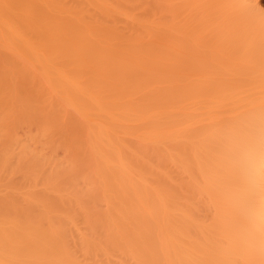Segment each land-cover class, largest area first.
Segmentation results:
<instances>
[{"label": "bare ground", "instance_id": "bare-ground-1", "mask_svg": "<svg viewBox=\"0 0 264 264\" xmlns=\"http://www.w3.org/2000/svg\"><path fill=\"white\" fill-rule=\"evenodd\" d=\"M41 1L52 3L57 11L73 16L77 20L73 23L85 21L90 23L87 27L103 29L110 25V34H121L131 40L138 39L143 33L146 35L149 23L164 19L189 21L192 23L190 31L196 28L200 31L201 8L204 5V0ZM223 1H226L224 8L218 7L213 14L218 12L219 15L227 16L228 12L234 11L233 17L237 13L234 18L238 22L241 23L242 18V23L250 20L251 26L254 25L253 36L259 39V50L264 54V16L260 14V17L256 12L258 10H253L255 5H250L251 0ZM11 2L18 4L22 13L29 14L37 9L38 1ZM38 12L44 24L49 26L51 19L47 11ZM62 17L59 21L62 19V22L67 23L68 20V24L75 20ZM24 26L29 28V21ZM77 32V38L74 37L79 40L81 31ZM156 49L159 51L154 49L152 52L158 53L155 56L152 53V57L156 58L159 54V59L162 53L159 48ZM54 52L62 53L64 50L58 47ZM173 57H168L171 60H163L169 63L175 59ZM11 63L16 73L13 67L0 64V264H72L75 262V253H72L65 240L73 234L77 236L75 249L90 257L100 255L108 261L111 256H123L134 260L133 264H139L135 261L137 259L142 264L153 262L156 259L157 244L146 220L141 216L133 217L139 214L133 207L125 209V220L114 219L108 210L110 206L113 211L123 212L120 205L117 207L115 203L117 197L119 201L122 198L126 200L118 191L122 189L123 183L120 164H125L127 168L129 165L130 170L133 169L139 177L141 175L142 179L146 178L157 188L155 190L160 192V200H164L159 203L160 210L168 201L166 205L170 202L173 210L181 206L184 214L197 215V209L201 206V227L193 228L202 233L199 234L202 236L201 239L199 237L202 244L197 242V247L202 245L211 251V247L218 245L216 248H219V241L223 243L220 239L222 234L229 235L226 240L229 238L228 243L235 249V255L246 259L249 264H264V179L253 182L242 170L236 154L237 145H251L264 157V107L261 106L248 117H238L233 126L213 129L212 136L201 137V142H194L195 145L180 144L172 150L157 152L142 150L130 142L121 143L118 153L123 159L116 153L118 148L113 150L115 155L110 150V165L105 153L102 155L97 152L99 157L102 155L104 160H108L104 162L95 153L83 152L85 138L80 133L68 134L67 129L63 128L60 115L48 106L49 103H45L42 91L31 76L28 78L27 70ZM121 72L126 74L127 80L136 84L134 68ZM21 126L26 128L22 131L25 138L19 137ZM64 132L68 135L63 136L66 134ZM57 146L64 152L59 158L55 154L57 152L54 153ZM46 148H49L47 152L44 151ZM112 163L119 164H114L116 168ZM112 168L118 169V173ZM98 172H101L99 176ZM184 173H187V178L180 176ZM114 174L118 177L121 175L122 179ZM170 206L166 212L174 216L175 212ZM249 210H254L262 220L250 222L246 218ZM127 211L132 214H127ZM135 218L141 219L137 221ZM78 220L83 230L76 227ZM131 220L135 224L132 231L125 224L131 223ZM182 224H170V234L182 238L188 229ZM214 227L221 232L215 235L211 231ZM176 230H179L178 234L182 232V235H177ZM218 237L217 242L215 238ZM208 243H213L215 247ZM179 250L186 248H176L179 261L188 257L187 251H183L186 255L183 256Z\"/></svg>", "mask_w": 264, "mask_h": 264}, {"label": "rangeland", "instance_id": "rangeland-1", "mask_svg": "<svg viewBox=\"0 0 264 264\" xmlns=\"http://www.w3.org/2000/svg\"><path fill=\"white\" fill-rule=\"evenodd\" d=\"M37 1V9L25 14L11 0H0V64L14 68L13 62L20 69L27 70L28 78L31 76L42 91L45 103H49L48 106L60 115L68 134L80 133L85 138V151L82 150L87 154L100 152L108 156L110 150L111 154L117 148L116 153L120 152V144L127 142L142 150L157 152L172 150L180 144L195 145L194 142H201V137L212 136L213 129L233 126L238 117H248L261 106L264 107V54L259 50V39L253 36L254 25L251 26L250 20L242 23L243 18L241 23L235 20L237 13L233 17L234 11L228 12L227 16L218 12L213 14L218 7L224 8L226 1L204 0L200 31L197 28L190 31L192 23L189 21L164 19L149 23L147 34L143 33L135 40L121 34H110V25L103 29L87 27L90 23L85 21L73 23L77 22L73 16L57 11L52 3ZM252 4L255 5L253 10L257 9L254 11L260 17L264 16V0H251ZM38 11H47L50 15L49 26L44 24ZM62 15L67 19L74 18L72 22L69 21L72 25L68 24V20L67 23L62 19L59 21ZM26 21H29V28L24 26ZM59 30H63L62 33ZM77 31H81L79 40H76ZM245 37L248 38L244 40ZM58 39H61L62 46ZM58 47L64 52H54ZM155 47L162 53L159 59V54L156 58L152 57V53L158 50ZM170 56L174 60L166 63ZM127 68H134L136 84L127 80L126 74L121 72ZM14 72L13 75H16ZM25 129L22 126L19 128L20 138H25L22 132ZM48 150L44 149L45 152ZM54 153L59 158L64 152L57 146ZM102 155L99 157L97 154L99 159ZM107 159L101 160L105 162ZM119 167L123 179L121 175L119 177L123 183L120 181L122 189L117 190L126 200L122 198L119 201L115 197V203L116 206L120 205L123 212L113 211L110 206L108 210L114 219L125 220V209L133 207L139 212L133 217L141 216L146 220L157 244L156 259L150 264H249L246 259L235 255V249L228 243L229 238L226 240L229 235L222 234L221 238H215L223 241L220 243L217 240L219 248L208 243L215 247L210 246L211 251L202 245L196 246L197 242L202 244L199 241L202 233L193 229L195 226L201 227V206L197 209V215L184 214L180 205V209L173 210L170 202L166 205L168 201L160 210L159 203L164 200H160V192L155 190L157 188L146 178L139 177L136 171L130 170L129 165V169L125 164ZM118 169H114L116 173ZM180 176L187 178V173ZM209 201L212 202V199ZM169 206L175 212L174 216L166 212ZM179 222L188 228L183 235L182 232L178 234L181 227L174 231L182 235L180 239L169 231L170 224ZM132 223V220L131 223L125 222L131 231L135 227ZM82 226L78 220L76 227L81 229ZM211 231L215 235L221 232L215 227ZM76 238L74 234L66 240L63 238L73 252L70 251L75 253L72 254L76 258L72 257L75 260L72 264H130L134 261L123 256H111L108 261L100 255L90 257L75 249ZM176 248H186L179 251H187L188 257L179 261ZM184 252L183 256H186ZM135 261L142 264L138 259Z\"/></svg>", "mask_w": 264, "mask_h": 264}, {"label": "clouds", "instance_id": "clouds-1", "mask_svg": "<svg viewBox=\"0 0 264 264\" xmlns=\"http://www.w3.org/2000/svg\"><path fill=\"white\" fill-rule=\"evenodd\" d=\"M236 154L242 170L253 182L264 179V157L257 153L255 147L237 145ZM246 218L253 223L257 220H262L254 210H249L246 213Z\"/></svg>", "mask_w": 264, "mask_h": 264}]
</instances>
